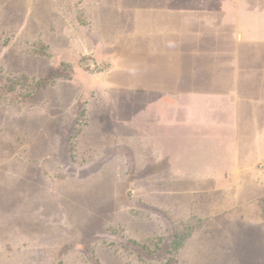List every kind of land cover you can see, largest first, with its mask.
Instances as JSON below:
<instances>
[{
	"label": "rangeland",
	"instance_id": "obj_1",
	"mask_svg": "<svg viewBox=\"0 0 264 264\" xmlns=\"http://www.w3.org/2000/svg\"><path fill=\"white\" fill-rule=\"evenodd\" d=\"M23 75L0 264H160L189 228L176 264H264V0H0V96Z\"/></svg>",
	"mask_w": 264,
	"mask_h": 264
},
{
	"label": "trees",
	"instance_id": "obj_2",
	"mask_svg": "<svg viewBox=\"0 0 264 264\" xmlns=\"http://www.w3.org/2000/svg\"><path fill=\"white\" fill-rule=\"evenodd\" d=\"M41 50H45L46 46H41ZM40 52V51H39ZM46 83H48V81L46 80H37L35 78H30L28 76H19V77H15L13 76L11 79H9V82L6 83V90L5 92H3V94H1L0 96V104L3 103V100H7V94L16 90L21 89L24 93L23 96L24 97H32L35 96L36 94H38L41 89H43L46 86ZM78 123L79 126L76 127V129L74 130V133L71 137V140L73 141V143L77 140V137L81 134V132H83L84 130V125H86L87 123V118L85 116V111H82V113L80 114V118L78 119ZM72 152H75L76 147L74 144H72ZM73 156V155H72ZM190 229V228H189ZM188 231H180V233H177L173 243H172V249L170 251H168V260L166 262H161L160 264H176V256L180 250V248H182V245L184 243V241L192 234L193 229L191 228V230ZM139 244L138 242H135V244ZM156 245V248L154 250L151 249V247H149L147 244L145 245H141L140 248H143L144 250L148 251L149 253H155L158 254L162 251V245L163 242L162 240L155 242L154 243Z\"/></svg>",
	"mask_w": 264,
	"mask_h": 264
},
{
	"label": "water",
	"instance_id": "obj_3",
	"mask_svg": "<svg viewBox=\"0 0 264 264\" xmlns=\"http://www.w3.org/2000/svg\"><path fill=\"white\" fill-rule=\"evenodd\" d=\"M89 64L91 65V64H93V63H92V62L87 63V65H89Z\"/></svg>",
	"mask_w": 264,
	"mask_h": 264
}]
</instances>
